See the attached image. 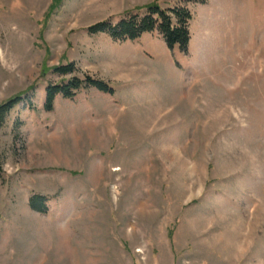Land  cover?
<instances>
[{
	"label": "rangeland",
	"instance_id": "rangeland-1",
	"mask_svg": "<svg viewBox=\"0 0 264 264\" xmlns=\"http://www.w3.org/2000/svg\"><path fill=\"white\" fill-rule=\"evenodd\" d=\"M179 4L187 54L157 29L89 30ZM74 77L114 91L48 110L47 86ZM17 96L0 119V264H264V0H0V104Z\"/></svg>",
	"mask_w": 264,
	"mask_h": 264
},
{
	"label": "trees",
	"instance_id": "trees-1",
	"mask_svg": "<svg viewBox=\"0 0 264 264\" xmlns=\"http://www.w3.org/2000/svg\"><path fill=\"white\" fill-rule=\"evenodd\" d=\"M193 15L189 7L185 4H179L167 9H161L155 5H148L144 14L127 12L118 22L100 21L89 27L91 32H104L114 39H137L143 33L152 32L155 29L159 31L165 40L168 48L173 51L175 46L179 50L187 54L189 52V44L191 40L190 21ZM61 73H69L73 71L72 64L56 68ZM95 87L101 91H114L108 83L102 80H95L87 77L80 79L74 77L65 85H48L46 88L45 107L48 110L53 108L54 100L57 94L62 93L65 96L74 95L82 88ZM20 96L15 99L8 100L0 104V119L10 111ZM2 167L0 164V171ZM47 198L42 195L35 194L30 198V205L39 211H46Z\"/></svg>",
	"mask_w": 264,
	"mask_h": 264
}]
</instances>
